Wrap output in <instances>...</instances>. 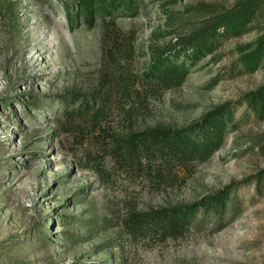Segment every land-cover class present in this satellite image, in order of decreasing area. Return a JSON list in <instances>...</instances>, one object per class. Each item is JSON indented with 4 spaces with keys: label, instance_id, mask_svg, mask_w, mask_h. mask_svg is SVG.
<instances>
[{
    "label": "rangeland",
    "instance_id": "1",
    "mask_svg": "<svg viewBox=\"0 0 264 264\" xmlns=\"http://www.w3.org/2000/svg\"><path fill=\"white\" fill-rule=\"evenodd\" d=\"M238 1L144 0L134 16L90 22L79 0H0V264H264V119L244 98L264 85V64L231 70L264 18L189 59L181 86L145 76ZM118 28L128 42L113 53L107 32ZM222 105L234 115L208 160L168 165L152 138L125 146ZM218 193L224 207L199 208L181 230L144 218Z\"/></svg>",
    "mask_w": 264,
    "mask_h": 264
},
{
    "label": "trees",
    "instance_id": "2",
    "mask_svg": "<svg viewBox=\"0 0 264 264\" xmlns=\"http://www.w3.org/2000/svg\"><path fill=\"white\" fill-rule=\"evenodd\" d=\"M143 2L144 0H79L78 8L80 11L78 14H83L90 22L96 18L97 14L114 16L112 18L115 20L120 14L136 15ZM4 7L12 18L14 16V3L10 1ZM260 17L264 18V0H239L230 9L209 17L201 27L185 40L179 50L157 55L145 73L147 81L152 83L154 87L165 89L181 86L189 72V59L193 61V58L211 54L227 38L242 35L247 30V26ZM106 38L109 50L113 53L121 51L128 42L127 36L120 28L116 29L113 34L108 31ZM238 49L239 52H242V56L237 61L236 66L231 69L233 73L240 75L255 72L264 64V33L257 41L240 45ZM244 98L248 110L258 120H263L264 85L256 91L248 92ZM233 115L232 106L222 105L212 113L207 114L201 121L179 130L154 129L145 136L140 133L133 134L127 137L125 146L143 150L141 144L135 141L146 142L145 138H152L151 141L156 139L154 142L159 144L155 149L162 154L168 165L177 162L190 166L194 161L208 160L215 150L222 145L226 124ZM151 141L149 140L148 148L151 147L149 144L154 143ZM123 155L127 160L128 157L124 152ZM226 196V193L209 196L201 201L181 207L175 214H165L162 219L154 214H147L144 218L146 221L152 222L153 220H159L158 222L162 220L160 226L166 230H181L185 228V224L191 222L199 208L204 207L207 210L223 208Z\"/></svg>",
    "mask_w": 264,
    "mask_h": 264
}]
</instances>
